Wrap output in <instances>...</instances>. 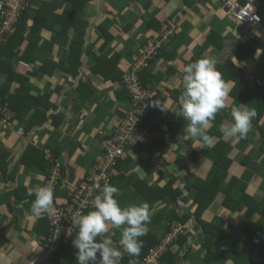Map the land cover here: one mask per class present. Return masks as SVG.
<instances>
[{"label": "crops", "instance_id": "obj_1", "mask_svg": "<svg viewBox=\"0 0 264 264\" xmlns=\"http://www.w3.org/2000/svg\"><path fill=\"white\" fill-rule=\"evenodd\" d=\"M41 1L43 0H27L30 14L35 12ZM104 1L101 3L104 12L101 17L108 14L109 10L112 11V22L109 28L115 29L116 36L103 53L126 52V57H122L120 61L124 68L129 63L131 52L135 51L139 44L138 39L142 36L146 37L143 33L145 18L149 19L154 15L162 25L170 22L173 31L165 48L166 54L170 51L175 53L166 56L163 61L158 59L153 61L150 71L153 74L152 87L164 86L176 90L175 99L167 91L162 90L164 94L160 95L161 106L169 110H160L153 118L160 129L152 130L150 136L146 134L144 128L136 132L122 159L120 173L124 175V178L122 182L117 180L120 182L118 183L120 191L117 196L120 205L127 207L132 204L148 203L153 216L147 229L161 239L165 233L164 222L156 223L153 219L160 215L159 213L165 215L171 210H178L179 213L192 210L194 202L189 190V181L182 180V177L188 171L195 176L202 174L204 168L211 169V164L208 163L213 160L215 154L212 148L214 138L209 137L208 142H204L201 138L191 137L187 132V126L185 128L168 126L175 120L174 112L179 109L182 100L184 64L193 62L194 58L197 60L202 57H212L216 60V65L229 62L238 65L241 67L239 83L242 89L236 91L237 98L239 96L244 99L247 89L256 93L264 88L262 72L264 69V1L260 9L261 23L258 25L241 24L234 20L225 8L226 0H170L167 2L153 0L148 9L142 10L143 2H140L137 5L140 8H125L126 11L112 8L113 6L107 7ZM91 6L83 9L89 24L86 28V31L89 29V33L85 36V52L88 46L94 48L98 45L94 43L95 41L93 42L92 36L96 38V25L102 19L100 17L93 24L89 22L99 13L96 3L94 8ZM27 21L28 26H31V18ZM52 30L54 29L51 27H44L41 30L42 39L38 43L41 49L38 54L40 59H37L35 63H27V66L21 64V61L15 64L17 72L30 74V82L35 93L50 94L54 107L47 110L46 122L36 126L28 134L17 133V138L10 135L3 138L6 146L11 150L12 158L6 172L2 174L0 171V264H37L44 252L43 243L48 231V221L45 216L38 218L31 214L30 209L35 197L28 195L30 191L34 193L37 188L43 186L46 173L38 167L17 166L19 155L24 153L29 144L40 147L49 146L58 151L57 159L63 167V182L56 192L57 202L63 203L72 188L80 184L93 164L102 158L105 143L115 131L122 110L119 109L122 101H118L115 96L119 86L104 83L100 76L94 75L89 70V66L93 63L92 51L89 55L87 52L83 55V67L79 77H71L58 69H54L51 74L29 73L35 66H40L43 60L52 59L54 63L64 57V40H55ZM123 31H127L128 34L123 35ZM209 33H214L210 38L212 43L200 52L199 49L205 43ZM68 37L70 40L72 30H69ZM171 69L174 71L171 72ZM81 80L93 87V94L89 99H84L83 94L76 90ZM232 107L243 106L239 101H230L228 108ZM53 115L62 118V124L58 129L53 128ZM54 130L57 133L56 137L51 136ZM35 131H37L36 134H34ZM225 141L228 144L229 142L234 144V150L229 154L234 161L233 174L248 184L247 192L257 199L262 198L264 196V152L261 146L264 143V116L257 124H252L246 142L232 137H227ZM181 156L185 157L182 160V166L177 161ZM151 159H155L156 164L148 171L146 165H151L149 163ZM170 176L177 177L175 185L182 190L181 199L176 201L178 207L170 199H149L153 196L154 190ZM142 180L143 184H141ZM185 197L187 201L184 200ZM212 212L213 218L219 217L222 213L217 207H214ZM202 217L211 220L224 230L225 236L229 237L227 243L225 241L221 243L219 240L218 245V240L214 239L210 246V252L213 254L212 261H208L205 258L207 253L205 254L203 246V233L199 227L186 225V241L172 248V252L180 258L177 264H234L235 256L239 249L243 248L242 245L239 246L240 241L237 240L247 237V232L243 228L247 217L241 218L234 214L216 219L205 214H202ZM110 231L116 232L112 239L114 243H118L120 230L110 229ZM76 233L77 230L67 233L61 240L63 241L62 250L58 256L60 264H77V249L73 246ZM232 241L235 248L228 247ZM258 248V243H254L247 248L248 250L245 249L238 263L264 264V253L258 251ZM229 250L232 251L229 253ZM249 250L253 253L251 257L246 258ZM225 251L229 253L228 258L223 255ZM125 258H127L126 253L119 264H126Z\"/></svg>", "mask_w": 264, "mask_h": 264}, {"label": "trees", "instance_id": "obj_2", "mask_svg": "<svg viewBox=\"0 0 264 264\" xmlns=\"http://www.w3.org/2000/svg\"><path fill=\"white\" fill-rule=\"evenodd\" d=\"M96 1L97 0H43L39 3L38 8L33 14H30L28 11L29 5H25L16 23V30L0 47V103L6 105L12 113L11 117L6 119V128L0 129V171L2 174L6 172L8 168L7 165L12 158L11 150L6 146L3 138L9 135L13 138H17V133H22L23 135L28 134L36 126H40L46 122L47 110L52 106L54 107L49 93L37 94L33 91V85L30 82V74H21L15 70V64L18 61H21L25 64L24 66H27V63H35L37 59H40V55L38 54L41 49L38 46V43L42 39L41 30L44 27H51L54 29L52 31L54 32L55 40H64L65 55L58 61H54V63L52 59L43 60L40 66H35L29 73L38 74L43 72L45 74H51L54 69H58L66 75L77 77L83 67V55L86 52L89 55L91 54L90 51H92L93 63L89 66V70L94 75L100 76L104 83L111 84V86H119V89L115 92L116 99L122 101L121 108H119L122 109L119 116V123L115 131L108 137L104 146L103 155L105 154L106 146L117 133L119 126H121L126 120L128 115L134 113L138 105L148 100L146 96L137 98L132 94L127 86V82L131 79H135L140 90L150 93L149 101L140 116L138 124L134 126L133 138L136 132L142 128H144L148 136L151 135L152 130L160 129L158 123H154L153 121V118L156 117L161 110L155 103H162L160 95L164 94L163 91H167V93L175 99L176 90H171L169 87L165 88L164 86L153 88L151 84L153 74H151L150 65L156 59L163 61L166 56L168 57V55L175 53L170 51L171 53L169 52V54H166L167 50L165 46L168 43L170 34H168L166 39L162 41V46L156 50L155 55L146 59L144 65L139 70L135 68V63L131 60V57L129 63L124 68L121 66L120 61L122 57H126V52L103 53L114 39L109 28L110 23L112 22V11L109 10V13L101 17V21L96 25V38L93 37L94 35H91L94 39L93 42L95 41L94 43H97L98 45L94 48L88 46V49H86L85 52L84 43L86 41V28L89 24L87 18L84 16L83 9L91 5H93L91 7L94 8ZM142 1L143 0H105L104 5L107 7L113 6L112 8L115 9L119 8L125 10V8L133 9L138 7V3ZM163 1L167 2L170 0ZM263 1L264 0H262L259 6L260 16V9L263 5ZM151 2H153V0H144L141 7L142 10L148 9ZM30 18L32 23L31 26H28L27 20ZM144 20L145 25L143 33L146 37L142 36L143 38L145 37L143 40L138 39L139 44L137 45L136 50L131 52V54L135 53L139 47L144 46L149 38L158 37L161 32L162 23L157 20L154 15L150 16L149 19L145 18ZM163 25H166V27L171 30V33H173L170 22L164 23ZM168 25H170V27H168ZM69 30H72V37H70V40H68ZM213 34L214 33H209L207 35L205 43L199 49L200 52H202L207 46L209 47L212 43L210 38ZM256 45L258 44L256 43ZM172 57L173 56H171V58ZM244 58L246 59V57ZM193 61H195V58ZM186 64H184V66ZM50 67L53 68L50 69ZM216 67L221 72L224 81L228 85L229 94L226 98L227 107L216 114L215 119L211 121L209 128L205 132L208 137L214 138L212 148L216 155H214L211 162V169L204 168L202 174L195 176H193L191 171H188V173L182 177V180L189 181V190L193 195L194 202L192 210L183 211L182 213H179L178 210H171L170 213L165 215L159 213L160 215H157L153 220H155L156 223L164 222L165 232L170 230V227L174 225V223L182 224L185 228L184 231L187 230L186 225H193L197 228L199 227V230L203 233L204 237L203 246L205 248V254L207 253L205 258L208 261H212L213 254L210 252V246L213 240H218L219 245V240L221 243L222 241L227 243L229 237L225 236L224 230L218 225L211 220L204 219L202 214L211 217L213 215L212 209L217 207L222 212L219 217L217 216L218 218H226L229 214L239 215L241 218L247 217L248 219L246 218L243 226L244 230L247 232V237L237 240L240 241L239 246L242 245L243 248L239 249V252L233 261L234 264H240L241 262L238 263V261L242 258V252L251 245H254V243H258V251L264 253V196L260 199L255 198L247 192L248 184L243 179L233 174L234 169L232 168L234 166V161L230 158L229 154L234 150V144L231 142L228 144V142L225 141L227 137L224 136L219 129L222 124L228 126L232 123L231 109L228 108L230 101H239L243 107L254 108L257 111V117L252 121V124H257L261 117L264 116V88L259 89L256 93L247 89L245 92L247 95L245 96L244 93V99L242 98V101L239 96L237 98L236 92L241 91L242 89V85L239 83L241 67L231 62L221 65L217 64ZM170 71L173 72L174 70L171 69ZM262 72L264 73V69ZM76 90L80 94H83L84 99L91 98L93 94V87L82 80L79 82ZM175 117L173 123L168 124L170 128H185L187 126V121H184L181 117ZM61 124L62 118L58 115H53V128L58 129ZM36 133L37 131H35L34 134ZM51 136H57L56 130L52 132ZM248 136L249 133L247 137L241 139V141L246 142ZM130 142H132V140L125 144L124 152ZM261 149L264 152V143L262 144ZM57 154L58 151L53 150L52 147H40L35 144H29L24 153L19 155L20 157L17 160V166L28 168L38 167L43 169L46 173L43 180L44 184V181H46L49 175L48 172L51 164H56L58 162V164H60L58 174L59 188L60 184L63 182V167L57 159ZM124 156L125 153L118 158L117 164L113 168V173L111 174L108 183L114 185V182H116L115 186L118 188L120 187L118 183L120 184L124 178V175L120 173ZM184 159L185 157L183 156L177 159L181 166L183 165L182 160ZM149 163H151V165H146V170L148 171L154 167L156 160L151 159ZM244 163H246V161H244ZM11 174H13L12 171ZM86 176L87 174L82 179L83 182ZM176 178L177 177L170 176L162 185H160V187H157V189L154 190L153 196L149 199H170L173 201L172 203L178 207L179 205L176 201L178 202L181 199L182 190L179 186L175 185ZM118 179L120 182H117ZM143 183L144 181L142 180L141 184ZM138 189L141 191L140 188ZM73 190L74 188H72V191ZM70 193L72 192L70 191ZM184 200L187 201L186 197ZM91 210L92 209H88L86 212ZM254 216L256 217L253 219L252 217ZM217 217L213 218L212 216L211 218L216 219ZM185 235V233L178 235L177 239L173 241L174 243L168 246V248L160 255L158 264H177L180 262V258L176 257L172 252V248L176 244L182 245L186 241ZM140 239L143 241V247L139 256L132 257L126 254L127 258L124 259L126 264H130L131 261H136L137 264L141 263L149 249L160 242V238L156 237L154 233L148 229L147 235L140 237ZM61 240L59 241L53 258L51 259L54 264L61 263L58 258L62 250L61 244L63 241ZM233 243L234 241L230 242L228 247L235 248V244ZM231 251L232 250H229V253ZM229 253L228 251H225L223 253L224 257L228 258ZM251 253L253 252L249 250L246 258L251 257Z\"/></svg>", "mask_w": 264, "mask_h": 264}, {"label": "clouds", "instance_id": "obj_3", "mask_svg": "<svg viewBox=\"0 0 264 264\" xmlns=\"http://www.w3.org/2000/svg\"><path fill=\"white\" fill-rule=\"evenodd\" d=\"M168 30L171 34V30ZM216 63L212 57H202L183 67L182 100L179 109L174 112L177 117L188 122V134L194 138H201L204 142L209 140L205 132L211 121L218 112L227 107L226 98L229 94L228 85ZM21 64L25 65L22 62ZM155 104L161 110H169L160 103ZM231 117L232 123L228 126L222 124L220 132L226 137L244 139L251 130L257 111L250 107H232ZM119 191L117 186L105 183L95 196L91 211L86 214L88 209L84 213L76 211L70 217L72 226L77 230L73 239V246L77 249V264H119L125 253L132 257L139 256L143 247L140 237L147 235L153 211L148 203L122 207L117 199ZM28 195L35 197L30 209L32 215L43 218L45 215L53 214L54 193L51 188L42 186L34 193L30 191ZM69 196L70 193L67 199ZM110 229L120 230L118 243H114L112 239L116 232ZM130 264L137 262L131 261Z\"/></svg>", "mask_w": 264, "mask_h": 264}, {"label": "built area", "instance_id": "obj_4", "mask_svg": "<svg viewBox=\"0 0 264 264\" xmlns=\"http://www.w3.org/2000/svg\"><path fill=\"white\" fill-rule=\"evenodd\" d=\"M262 0H226L225 8L231 13L233 19L247 25H256L261 22L259 14V6ZM26 0H0V47L13 35L16 30V23ZM169 30L163 25L158 37H151L149 41L139 47L136 53L132 54L131 60L135 63L138 70L144 65L146 59L155 55L157 49L161 48L162 41L166 39ZM149 45V47H148ZM127 86L134 96L142 98L146 96L147 101L138 105L134 113L128 115L126 120L119 126L117 133L111 139L105 148V154L97 160L92 170L86 176L84 182L74 187L69 198L63 202H57L58 174L60 164H51L48 177L44 181L43 186H48L54 193V212L51 216L45 215L49 226L47 234L44 238V252L37 264H54L52 262L53 255L57 249L59 241L67 233L76 230L71 224L70 217L76 211L84 213L85 210L93 208L94 198L99 193L100 187L105 183H109L113 168L117 164L118 158L123 155L125 144L132 140L134 126L138 124L140 116L149 101V92L140 90L135 82L131 79L127 82ZM12 113L6 105L0 103V129L6 128L7 121ZM61 187V184L59 188ZM184 233V226L175 223L170 230L165 233L161 241L150 248L141 264H158L160 255L173 244L179 234Z\"/></svg>", "mask_w": 264, "mask_h": 264}, {"label": "water", "instance_id": "obj_5", "mask_svg": "<svg viewBox=\"0 0 264 264\" xmlns=\"http://www.w3.org/2000/svg\"><path fill=\"white\" fill-rule=\"evenodd\" d=\"M102 1L103 0H97V2H96V6H97V10H98V15L96 16V17H93V18H91L90 20H89V22L91 23V24H93L96 20H98V19H100V17L103 15V11H102V9H103V7L101 6V3H102ZM88 33H89V29H88V31H86V36L88 35Z\"/></svg>", "mask_w": 264, "mask_h": 264}, {"label": "rangeland", "instance_id": "obj_6", "mask_svg": "<svg viewBox=\"0 0 264 264\" xmlns=\"http://www.w3.org/2000/svg\"><path fill=\"white\" fill-rule=\"evenodd\" d=\"M143 1H144V0H143ZM143 1H142V2H143ZM114 26H115V25H114ZM162 26H163V25H162ZM110 27H111V23H110ZM112 28H115V27H112ZM110 32L114 35V37L116 36V31H115V29H114V30H111V29H110ZM122 34H123V35H127L128 32H127V31H123ZM122 34H121V35H122ZM140 39L143 40L144 38H143V37H140ZM148 41H149V39H148ZM147 44H148V43H147ZM148 47H149V45H148ZM135 53H136V52H135ZM132 54H134V53H132ZM132 54L130 55V57L132 56ZM211 139H212V138H211ZM214 155H216V154H214ZM213 157H214V156H213ZM211 162H212V161H211ZM211 162H209L208 164H211ZM210 166H211V165H210Z\"/></svg>", "mask_w": 264, "mask_h": 264}]
</instances>
